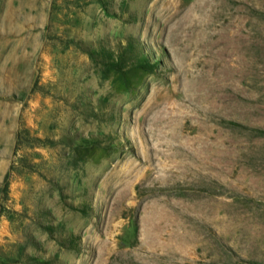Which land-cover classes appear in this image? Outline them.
Returning a JSON list of instances; mask_svg holds the SVG:
<instances>
[{
  "label": "rangeland",
  "instance_id": "rangeland-1",
  "mask_svg": "<svg viewBox=\"0 0 264 264\" xmlns=\"http://www.w3.org/2000/svg\"><path fill=\"white\" fill-rule=\"evenodd\" d=\"M0 264H264V0H0Z\"/></svg>",
  "mask_w": 264,
  "mask_h": 264
},
{
  "label": "bare ground",
  "instance_id": "bare-ground-1",
  "mask_svg": "<svg viewBox=\"0 0 264 264\" xmlns=\"http://www.w3.org/2000/svg\"><path fill=\"white\" fill-rule=\"evenodd\" d=\"M186 100V99H185ZM193 103V102H192ZM201 106H202V104H201ZM196 107H199V106H196Z\"/></svg>",
  "mask_w": 264,
  "mask_h": 264
}]
</instances>
